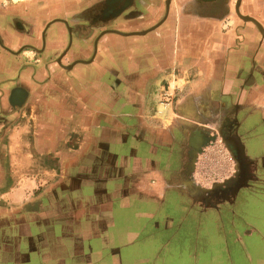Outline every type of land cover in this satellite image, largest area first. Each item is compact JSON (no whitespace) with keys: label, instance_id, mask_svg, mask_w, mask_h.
Returning a JSON list of instances; mask_svg holds the SVG:
<instances>
[{"label":"crops","instance_id":"obj_1","mask_svg":"<svg viewBox=\"0 0 264 264\" xmlns=\"http://www.w3.org/2000/svg\"><path fill=\"white\" fill-rule=\"evenodd\" d=\"M99 1L0 0V264H123L134 250L126 251L127 244L90 245L91 222L101 226L115 205L134 215L138 206L153 215L170 207L183 217L172 216L178 225L193 215L197 235L207 213L216 234L225 240L229 234L237 245L260 233L256 194L240 198L229 213L189 196L181 182L184 157L175 161L160 128L165 122L147 112V94L154 63L157 71L184 66L197 77L186 85L191 92L210 88L217 93L211 103L228 98L251 108L242 134L250 149L264 151V37L251 21L235 18L233 0L209 15L195 0L170 1L167 11L150 5L162 0H130L109 13ZM240 11L264 31V0H241ZM11 20L21 31L12 30ZM70 29L77 35L66 42ZM134 35L142 41L127 38ZM235 123L224 122L228 136L236 135L227 141L243 159ZM200 139L194 131L189 142ZM220 163L211 164L218 177ZM189 192L199 197L195 188ZM231 252L250 263L245 251Z\"/></svg>","mask_w":264,"mask_h":264},{"label":"rangeland","instance_id":"obj_2","mask_svg":"<svg viewBox=\"0 0 264 264\" xmlns=\"http://www.w3.org/2000/svg\"><path fill=\"white\" fill-rule=\"evenodd\" d=\"M170 1L172 4L173 0ZM160 2L159 4L150 2V5L152 8H156L158 5L162 7ZM141 37L143 35L128 36L127 38L142 41ZM145 40L150 43L154 41L153 38ZM158 54L161 55V53ZM162 64L163 61L160 65ZM151 69L153 76L149 83L151 87L147 94V100L151 102L152 109L147 110V112L155 113L157 115L155 120L158 123H167L169 107L179 98H182V95L188 90L186 85L192 81L191 79L197 77L191 76L192 73L190 75L188 69L179 65L165 66V68H160L157 71L154 63ZM212 118L214 119V117ZM219 150H221V146L217 141L213 146L206 148L203 154L193 162L192 180L195 181V184L203 187L202 191H206L204 187L209 186L212 181L219 179L213 174L216 170L211 165L212 162L216 163L217 158L220 160V164H224L222 156L219 155ZM50 160L43 159L42 163L49 165ZM227 169H230L229 166ZM259 195L255 196L257 197L255 203L258 204V207L256 204L253 206H255V211L262 216L256 220L260 233L254 232L253 236L241 237L240 245L234 243L229 234L225 235L226 240L222 236L219 237L218 233L215 232V223L208 218L207 213L202 214V224L197 235L194 228L197 221L193 215H187L178 225L177 222L172 224L174 219L172 216L179 217V220L183 217L182 215L170 214L173 211L170 207H161L160 210L162 211L153 215L151 209L138 206L135 209L140 214L134 215L133 213L118 211V208L122 207L119 205L114 206L116 214L113 213L112 217L107 216L109 212H106L104 221L100 223L101 226H98L99 222H91L95 234L90 245L98 246L100 243L104 245V250H109L121 243L127 244L129 248L126 247V251L134 250L130 255L124 257L123 264H247L241 263L238 259L236 261L237 253L231 252L234 249L238 252L245 251L250 259L249 264H264V261L260 260L264 258V240L262 237L264 235V195L262 194L261 197ZM165 212L167 213L165 215L171 218L169 223L163 216ZM153 235L156 236L155 243L153 242ZM227 249L230 253L227 252ZM228 255H230L232 263L229 262L228 258L226 259ZM104 257H107L106 254Z\"/></svg>","mask_w":264,"mask_h":264},{"label":"flooded vegetation","instance_id":"obj_3","mask_svg":"<svg viewBox=\"0 0 264 264\" xmlns=\"http://www.w3.org/2000/svg\"><path fill=\"white\" fill-rule=\"evenodd\" d=\"M195 1L202 2L203 5H201L200 12L207 15L213 13L214 10L228 7L224 0ZM129 2L130 0H100L97 6H101V9L109 13L110 11L112 12V10L116 12L120 8L124 9ZM169 2L170 0L161 1L163 9H165L166 3L168 7ZM230 5L235 18L244 20V18L249 17L240 13L241 0H233ZM99 12H102V10L97 11L98 14ZM95 13L94 3H92L90 5L89 14L91 20L94 19ZM11 28L13 31H21V29L15 25V20H11ZM76 35L77 34L70 29L69 34L67 31L65 32L64 39H66L67 42L69 37L73 39ZM23 38H25V42L29 41L27 39L28 37ZM39 38L42 39V36H39ZM206 89L210 88L202 87V90L198 93H193L190 91L191 89H188L185 94L182 95V98H179L169 107V111L171 112L168 114L167 123L160 126V128L163 130V134L170 138L171 145H174L175 161L177 160V163H179V157H184L181 182L189 196H192L196 203L201 206H221L225 210L227 209V213H229L231 206H233V204L235 205V203L245 195L253 196L255 194H264V190L262 189V187H264V151L262 149L258 151H254V148L250 149L251 145L244 139L242 134L243 130L240 125L244 117L251 114V108L237 105L238 103L234 102L235 100L228 101V98L225 99L227 101L225 103H211L212 100H215L217 93L211 90L206 91ZM196 98H200L201 101L206 100L207 103L200 105ZM212 117H214V119ZM231 118L236 121V123L232 125V130L236 131L243 145V159L238 155L237 150L233 147L231 142L229 143L227 141L229 138L236 136H228L229 132L224 124V122H227ZM231 124L232 123L229 121L228 125L231 126ZM206 127L209 129L211 128V130ZM194 131H198L201 134V139L195 146H192L189 139ZM196 140H199V137L196 138ZM217 141L221 146L219 155L222 156V161L224 162V164H221L219 167L222 176L212 181L209 184V188H206V191H202L196 187L195 181L193 182L192 180L193 162L195 159L197 160L198 156L203 154L206 148L213 146ZM228 166L230 168L229 170L227 169ZM213 174L217 176L219 173L214 172ZM193 188L196 189V194L198 193L199 195L198 198L190 194L189 189L191 190ZM206 199H208L207 201H209V203H206Z\"/></svg>","mask_w":264,"mask_h":264},{"label":"water","instance_id":"obj_4","mask_svg":"<svg viewBox=\"0 0 264 264\" xmlns=\"http://www.w3.org/2000/svg\"><path fill=\"white\" fill-rule=\"evenodd\" d=\"M165 9H166V11H167V3H166V5H165ZM246 19L249 20V21H251V22L256 26V28L258 29L260 35H261L262 37H264V31L262 30V28H261V26L259 25V23H258L256 20H254L253 18H251V17H247ZM141 33H143V32H135L134 34H141ZM80 62H82V61H80Z\"/></svg>","mask_w":264,"mask_h":264},{"label":"bare ground","instance_id":"obj_5","mask_svg":"<svg viewBox=\"0 0 264 264\" xmlns=\"http://www.w3.org/2000/svg\"><path fill=\"white\" fill-rule=\"evenodd\" d=\"M237 138V137H236ZM237 144L239 145V147L238 148H240V146H241V143L240 142H238V139H237ZM237 148V149H238Z\"/></svg>","mask_w":264,"mask_h":264}]
</instances>
